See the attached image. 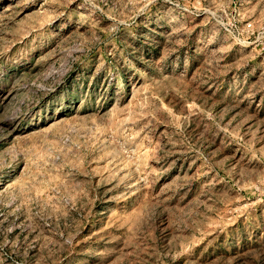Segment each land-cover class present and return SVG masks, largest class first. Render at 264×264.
I'll return each mask as SVG.
<instances>
[{"label": "rangeland", "instance_id": "rangeland-1", "mask_svg": "<svg viewBox=\"0 0 264 264\" xmlns=\"http://www.w3.org/2000/svg\"><path fill=\"white\" fill-rule=\"evenodd\" d=\"M0 264H264V0H0Z\"/></svg>", "mask_w": 264, "mask_h": 264}]
</instances>
